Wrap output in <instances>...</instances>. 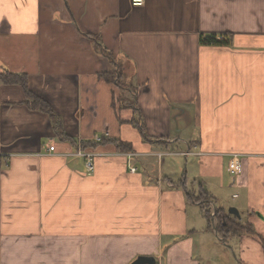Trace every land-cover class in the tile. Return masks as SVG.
Masks as SVG:
<instances>
[{
  "label": "crops",
  "instance_id": "obj_1",
  "mask_svg": "<svg viewBox=\"0 0 264 264\" xmlns=\"http://www.w3.org/2000/svg\"><path fill=\"white\" fill-rule=\"evenodd\" d=\"M84 33L121 62L138 111L120 108L102 76L116 65ZM200 33L232 41L206 45ZM5 70L28 75L75 141L108 132L132 148L98 147L89 172L80 145L0 80V264H264V0H0ZM234 153L242 173L224 182ZM176 157L188 158L178 177ZM194 186L223 213L216 189L246 191L236 218L251 231L229 235L230 251L214 245L225 241L189 198Z\"/></svg>",
  "mask_w": 264,
  "mask_h": 264
},
{
  "label": "trees",
  "instance_id": "obj_2",
  "mask_svg": "<svg viewBox=\"0 0 264 264\" xmlns=\"http://www.w3.org/2000/svg\"><path fill=\"white\" fill-rule=\"evenodd\" d=\"M85 35L92 38L95 42V46L97 47V51L116 65L115 70L113 72H105L102 73V76L108 81L116 85L119 89H121L122 96L119 98L120 101V108H131L134 111H138V88L135 85H132L127 82L126 77L123 75V67L121 66V62L116 59L111 51H109L100 40H97L90 33H84ZM232 41V34L226 33L218 37L217 34L207 35L205 33H200V42L202 44L208 45H223V44H230ZM1 82L5 84H19L22 86L25 92V104L32 110L42 111L49 115L52 128L56 133V136L59 137L63 141H70L75 144L76 147L79 145L85 149H97L100 146L106 144H113L115 145L117 150L120 151H129L131 150L132 146L130 143L121 140L120 138L110 137V136H101L100 141L94 140H81L79 142L75 141L72 136L67 132L64 125L63 116L54 109V107L44 98L35 94L30 86L28 81V75L25 73H15L8 70L3 71L0 74ZM128 90V94L126 93ZM127 101V102H126ZM132 124L138 127L143 132H146V124L140 118L132 119ZM147 137V134H145ZM191 200L193 202H197L201 205L204 209L205 214L209 221V227L212 225L213 219L217 220V232L222 238L226 241L228 235L239 234L245 229L249 227V224L242 225L236 217L229 215L228 213H223L220 208L215 210V216H211L212 209L209 208L211 196L206 190H200L199 195H192L190 194ZM211 211V212H210ZM234 218V219H233ZM248 231H251V228H248Z\"/></svg>",
  "mask_w": 264,
  "mask_h": 264
},
{
  "label": "rangeland",
  "instance_id": "obj_3",
  "mask_svg": "<svg viewBox=\"0 0 264 264\" xmlns=\"http://www.w3.org/2000/svg\"><path fill=\"white\" fill-rule=\"evenodd\" d=\"M205 34H207V35H211L212 33H205ZM213 34H217V33H213ZM218 35V34H217ZM218 37H219V35H218ZM118 94H119V98L122 96V93H121V89H119V91H118ZM127 102V101H126ZM144 116V115H143ZM145 117V116H144ZM110 137H113V136H110ZM90 149V148H89ZM88 149V150H89ZM90 151H92V152H96L97 153V149H90ZM98 154V153H97ZM169 155H173V154H169ZM165 157H170V156H168V155H166ZM230 157H227V159H229ZM241 158H243L242 156H241ZM167 159V158H166ZM176 159V161L178 162V161H180L181 162V165H180V173L179 174H177V177L181 174H183V173H185V171H186V163H187V159L188 158H186V157H183V158H178V157H176L175 158ZM227 163V162H226ZM188 168V170H189V175H192L193 174V172H194V167L193 166H191L190 167V165H189V167H187ZM179 170V169H178ZM228 171V172H227ZM187 173V172H186ZM233 174H231L230 173V171L229 170H225V173H224V182H226V179H228V181H229V178L231 179L233 176H232ZM236 176H238V175H236ZM173 178H177V177H175L174 175L172 176ZM179 182V179H176L175 180V183H178ZM193 186V185H192ZM238 186V185H237ZM190 188H191V186H190ZM194 189V192L196 193V194H198L199 193V186H194L193 187ZM215 192H216V194L215 195H213V198H214V203L216 204V206L217 207H219V206H221L220 205V203L221 202H223V206L226 208V210L228 211V213L230 214V209L231 208H237L238 210H239V212H240V215H241V219H242V215L243 216H245L246 215V209H245V206H244V204H245V201H246V197H247V194H246V191L245 190H242V188L241 187H235V188H230V187H227V188H223V189H216L215 190ZM233 193H237L238 194V197H234V194ZM211 209L214 211L215 210V207H214V205H212L211 206ZM211 212V211H210ZM214 214V216H215V213H212L211 212V216ZM231 216H233V217H236L235 215H231ZM234 219V218H233ZM213 223L214 222H212V225H210V228L211 227H213ZM215 225V228L217 227V221H216V219H215V223H214ZM245 225H247V224H245ZM229 236V235H228ZM227 236V237H228ZM215 244L214 245H217V242H219L220 243V246H221V248H223V250L224 251H230V248H228L227 246H225L228 242H226L227 241V239H226V243L225 242H223L221 239H220V237L218 236V235H216L215 234ZM231 255H232V257H233V259L232 260H234V261H238V257H237V255H236V253H235V251L233 250V249H231Z\"/></svg>",
  "mask_w": 264,
  "mask_h": 264
},
{
  "label": "built area",
  "instance_id": "obj_4",
  "mask_svg": "<svg viewBox=\"0 0 264 264\" xmlns=\"http://www.w3.org/2000/svg\"><path fill=\"white\" fill-rule=\"evenodd\" d=\"M145 1L146 0H132V3L135 6H141L145 3ZM108 134H109L108 132H106L105 134H97L91 140L100 141L101 136L103 135L110 136ZM49 149H50L49 152H53L55 150V146L54 145L50 146ZM76 154L79 156L85 157L86 167L89 172H93L95 170V157L98 155L96 152L85 150L81 146H79ZM229 169H230V172L235 176L240 175L242 173V170H243L242 158L239 154L234 153L231 155V160L229 162ZM131 170L136 171V168L132 167ZM212 213H215V210L214 211L212 210Z\"/></svg>",
  "mask_w": 264,
  "mask_h": 264
},
{
  "label": "water",
  "instance_id": "obj_5",
  "mask_svg": "<svg viewBox=\"0 0 264 264\" xmlns=\"http://www.w3.org/2000/svg\"><path fill=\"white\" fill-rule=\"evenodd\" d=\"M230 214H233L238 218L241 217L240 212L237 208H231ZM131 264H156V259L153 256L141 255L137 257Z\"/></svg>",
  "mask_w": 264,
  "mask_h": 264
}]
</instances>
